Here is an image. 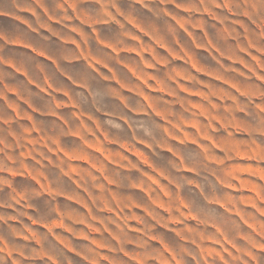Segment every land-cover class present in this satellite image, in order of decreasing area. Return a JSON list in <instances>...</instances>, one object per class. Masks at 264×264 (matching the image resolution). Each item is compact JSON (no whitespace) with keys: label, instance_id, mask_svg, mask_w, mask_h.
Returning a JSON list of instances; mask_svg holds the SVG:
<instances>
[{"label":"clouds","instance_id":"clouds-1","mask_svg":"<svg viewBox=\"0 0 264 264\" xmlns=\"http://www.w3.org/2000/svg\"><path fill=\"white\" fill-rule=\"evenodd\" d=\"M0 264H264V0H0Z\"/></svg>","mask_w":264,"mask_h":264}]
</instances>
